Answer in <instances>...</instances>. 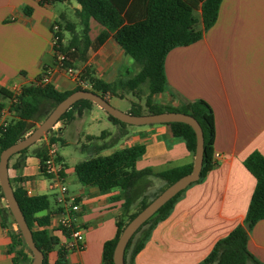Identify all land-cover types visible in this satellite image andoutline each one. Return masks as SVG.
Masks as SVG:
<instances>
[{"label":"crops","instance_id":"0c3cea01","mask_svg":"<svg viewBox=\"0 0 264 264\" xmlns=\"http://www.w3.org/2000/svg\"><path fill=\"white\" fill-rule=\"evenodd\" d=\"M142 1L131 0L127 13L135 14ZM74 3L0 0V107L10 106L6 94L34 83L44 70L53 66L51 27L60 23L62 43L66 45L63 26L72 20L68 9L75 14L80 8ZM194 15L201 28L199 10ZM88 28L91 41L105 32L92 19ZM132 61L112 35H107L97 50L88 51L85 61L75 63L80 79L88 85L80 88L90 89L87 73L108 84L127 80ZM164 75V90L152 96L155 104L176 109L185 102L202 100L210 106L214 118L215 165L176 198L166 218L152 227L133 264H200L217 241L243 224L256 184L244 161L253 152L264 156V0H221L214 24L203 31L198 41L167 53ZM47 84L60 92L79 87L73 78L55 72ZM118 91L115 96L106 93L105 99L110 102L112 98H127L117 96ZM13 117L11 113L9 120ZM59 128L62 147L75 144L88 153L84 159H75L71 153L65 156L59 152L57 143V161L62 167L64 184L80 205L77 222L84 229L86 250L67 248L69 239L57 226L56 189L52 180L41 173L39 159L33 153L44 144L43 138L28 147L26 154L9 159L8 179L13 190L25 194L28 191L29 197H48L49 209L37 215L47 217V223L32 226V230H43L56 240L47 254L48 262L104 264L103 244L115 236L125 195L119 188L102 191L95 186H82L77 181L75 165L94 155L108 156L138 145L144 147V153L136 160V169L159 173L192 164L194 155L182 138L172 135L168 125L116 124L93 103L74 115L68 124L59 123ZM147 180L149 186L144 195L152 200L166 184L154 176ZM137 204L138 200L130 212ZM2 207H6L3 201ZM10 228L15 230L14 224L0 212V264H13ZM246 248L258 264H264V219L249 227Z\"/></svg>","mask_w":264,"mask_h":264},{"label":"trees","instance_id":"16d2710c","mask_svg":"<svg viewBox=\"0 0 264 264\" xmlns=\"http://www.w3.org/2000/svg\"><path fill=\"white\" fill-rule=\"evenodd\" d=\"M74 1L80 7L75 14L79 21V27H81V34L76 32L72 23L64 22L63 30L70 34L68 44L64 45L61 42L63 37L60 23H55L60 30L57 35L61 51L66 53L65 64L75 67L76 62L85 61L88 51L97 50L107 35L111 34L124 53L133 60L138 71L127 80L110 84L87 73L86 77L90 85L88 90L105 98L106 93L115 96L119 89L135 92L140 86L145 85L148 92L144 106L131 103L128 113L141 115L136 112H140L144 108L147 114L180 112L193 117L200 125L203 135V158L199 180L204 178L215 165L213 159L214 118L210 106L202 100H195L185 102L175 109L155 104L152 101V96L161 93L165 88L164 60L167 53L177 46H187L198 41L203 31L214 24L221 0H144L135 9L136 13L132 15L127 13L131 0ZM198 10L201 28H198L199 21L194 15ZM90 19L105 29L104 33L92 41L88 37ZM39 81L40 78L36 79L34 83L21 88L19 93L6 94L10 100L9 110L14 117L6 127L0 129V152L29 134L35 128V123L41 122L69 94L79 89L87 90L76 87L72 91L60 92L47 83L38 84ZM91 104L92 102L88 100L75 102L59 118L58 123L62 126L68 124L74 115H79ZM1 109L2 107H0ZM108 117L116 124H125L109 115ZM166 125L169 126L173 136L184 140L186 148L194 155L196 139L192 128L178 122L166 123ZM60 134L61 128L58 129L56 136L50 137V141L62 146L63 140ZM83 149L84 147H82ZM27 151L28 148L13 156L24 155ZM33 153L41 165L46 154L45 145L41 144ZM143 153L144 147L135 145L114 151L108 156H91L78 162L74 167L77 181L82 186H95L102 191L119 188L125 195L122 215L116 221L115 236L103 244L104 264H112L113 249L125 225L151 201V198L144 195L149 186L147 178L150 176L159 178L165 182L167 187L192 169V164H190L159 173H152L149 169L138 170L135 163ZM244 165L256 180L244 222L217 241L200 264H258L246 248L247 230L244 225L248 223L251 227L257 221L264 219V156L253 152L245 159ZM182 192L162 205L131 237L124 251L125 264H133L134 256L144 245L152 227L158 221L166 218L174 201ZM13 194L32 232L34 244L43 254L42 264H66L62 260L48 262L47 254L56 245V240L43 230H32L34 223L38 225L47 223V217L38 218L37 215L49 209L48 197H29L19 189H14ZM157 195L155 194L153 198ZM2 200L3 194L0 188V212L11 217L8 208L2 207ZM137 200V208L130 212V207ZM11 222L15 223L12 217ZM8 236L10 238L9 251L15 253L12 259L13 264H30L31 253L23 242L19 230L10 228Z\"/></svg>","mask_w":264,"mask_h":264},{"label":"water","instance_id":"95a60500","mask_svg":"<svg viewBox=\"0 0 264 264\" xmlns=\"http://www.w3.org/2000/svg\"><path fill=\"white\" fill-rule=\"evenodd\" d=\"M79 100H88L92 102L112 118L128 125L142 126L149 124H166L178 122L191 127L195 134V152L191 171L167 186L125 225L114 246L112 253V264H125V247L135 232L142 226V224L176 194L186 189L190 184L199 180L203 158V135L200 125L193 117L180 112H161L144 115H134L127 112L124 113L111 106L105 98L91 90L74 91L62 101H60L49 112V114L23 139L10 145L0 152V188L3 194V200L5 201L6 207L8 208L17 226V229L21 234L23 242L25 243L28 251L31 253L32 259L30 264H42L43 254L35 246L32 232L28 227L14 197L13 189L10 185L7 175L8 162L10 157L14 154L40 141L49 132V130L58 123L59 118L75 102ZM244 228L248 231L249 224L246 223Z\"/></svg>","mask_w":264,"mask_h":264},{"label":"built area","instance_id":"2783aa9c","mask_svg":"<svg viewBox=\"0 0 264 264\" xmlns=\"http://www.w3.org/2000/svg\"><path fill=\"white\" fill-rule=\"evenodd\" d=\"M58 32H60L58 25L53 24L50 45L53 50L54 64L51 68L44 70L38 84H46L49 76L52 72H55L73 78L79 87L86 88L88 85L80 79L78 69L65 64L67 59L66 53L61 51L60 40L57 35ZM16 93H19V91L17 90L14 94ZM10 118L11 112L9 107H3L0 110V129L7 126ZM58 124L59 123L55 124V126L43 137L46 154L43 163L40 165V170L45 177L52 180L53 187L56 189L55 202L57 209L55 213L57 216V226L69 239L67 248L85 251L84 229L77 222L80 205L68 194L67 187L64 184V176L62 175V167L57 161L58 145L56 142L50 141V137L56 136ZM214 157L219 156L214 155ZM29 194L30 193L27 191L26 195L28 196Z\"/></svg>","mask_w":264,"mask_h":264},{"label":"rangeland","instance_id":"374dc122","mask_svg":"<svg viewBox=\"0 0 264 264\" xmlns=\"http://www.w3.org/2000/svg\"><path fill=\"white\" fill-rule=\"evenodd\" d=\"M70 2L72 4L74 3L73 0H70ZM68 10H69L70 17L73 20V21L71 20L72 22L71 21H69V22L72 23L75 26L76 32H78V34H81V27H79V21L77 20L76 14H72L73 12H72L71 9H68ZM68 10H67V13H68ZM64 33H65V36L67 37L66 38V44H68L69 39H70V34L68 32H64ZM137 71H138V67L133 62L132 67H129V72L131 73L130 77L135 75ZM119 90L120 91H118L117 96H119L121 98H123V97H127V98L126 99L123 98L122 100H120L118 98L117 99L116 98H112L111 101L109 102V104L111 106H113L114 108H116V109L120 110L121 112H123V110L126 109V108H130L131 109V103H137V104H140L141 106H144L145 97H146L147 92H148L145 85L140 86L135 92L134 91H129L127 89H119ZM136 113H140L141 115H144L143 113H147V112L143 108V110H141L140 112L137 111ZM59 152L62 155L65 154V156H67V155H69V153H71V156L73 158H75V159H84L88 155L87 151L81 150L80 146L77 147L75 144H70L69 147L60 146L59 147ZM148 198H150V197L148 196ZM2 201H3L4 205H5L6 204L5 201L4 200H2ZM11 217H9L10 220H11ZM14 226H15V230H17V226H16L15 223H14Z\"/></svg>","mask_w":264,"mask_h":264},{"label":"bare ground","instance_id":"6f19581e","mask_svg":"<svg viewBox=\"0 0 264 264\" xmlns=\"http://www.w3.org/2000/svg\"><path fill=\"white\" fill-rule=\"evenodd\" d=\"M80 90V89H79Z\"/></svg>","mask_w":264,"mask_h":264}]
</instances>
